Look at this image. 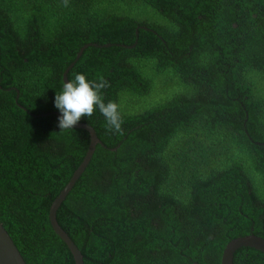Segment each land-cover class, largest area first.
I'll use <instances>...</instances> for the list:
<instances>
[{"label": "trees", "instance_id": "16d2710c", "mask_svg": "<svg viewBox=\"0 0 264 264\" xmlns=\"http://www.w3.org/2000/svg\"><path fill=\"white\" fill-rule=\"evenodd\" d=\"M67 68L123 120L79 121L101 144L56 219L84 264H221L264 237V0H0V221L27 264H76L49 217L90 144L58 126Z\"/></svg>", "mask_w": 264, "mask_h": 264}, {"label": "water", "instance_id": "95a60500", "mask_svg": "<svg viewBox=\"0 0 264 264\" xmlns=\"http://www.w3.org/2000/svg\"><path fill=\"white\" fill-rule=\"evenodd\" d=\"M84 48V47H83ZM83 48L79 51L77 59L81 56ZM72 65V64H71ZM71 65H69L71 68ZM67 68L64 72L63 80L65 81L67 78V72L69 70ZM58 118L61 113L55 111ZM74 128H84L90 134V144L87 150L86 155L82 163L79 167L75 170L73 176L69 180L66 187L60 192V194L55 198L53 201L51 208H50V221L53 229L55 232L68 244L69 248L71 249L76 264H84L83 262V255L74 241L70 238V236L64 231V229L59 225L56 219V212L59 205L65 199L67 193L73 187L74 183L77 179L81 176L83 171L85 170L86 166L88 165L94 150L97 144H101L99 137L96 134L95 129L90 126L89 124L78 122ZM252 247L264 253V237L255 235V234H247L241 235L231 239L225 246L222 256H221V264H233L234 262V254L238 248L241 247ZM0 264H27L24 260L19 248L15 244L14 240L11 238L8 231L5 229L3 224L0 221Z\"/></svg>", "mask_w": 264, "mask_h": 264}, {"label": "clouds", "instance_id": "9594fccd", "mask_svg": "<svg viewBox=\"0 0 264 264\" xmlns=\"http://www.w3.org/2000/svg\"><path fill=\"white\" fill-rule=\"evenodd\" d=\"M106 86V81L89 79L85 73L66 79L54 101L61 113L58 118L60 129H72L83 117H91L98 110L109 130L119 133L123 123L120 105L114 101L105 102L102 90Z\"/></svg>", "mask_w": 264, "mask_h": 264}, {"label": "flooded vegetation", "instance_id": "af4514ba", "mask_svg": "<svg viewBox=\"0 0 264 264\" xmlns=\"http://www.w3.org/2000/svg\"><path fill=\"white\" fill-rule=\"evenodd\" d=\"M248 234H252V233H248ZM253 234H255V233H253ZM245 235H247V234H245ZM255 235H257V234H255ZM259 236V235H258Z\"/></svg>", "mask_w": 264, "mask_h": 264}]
</instances>
